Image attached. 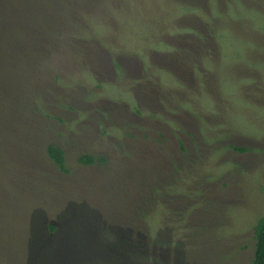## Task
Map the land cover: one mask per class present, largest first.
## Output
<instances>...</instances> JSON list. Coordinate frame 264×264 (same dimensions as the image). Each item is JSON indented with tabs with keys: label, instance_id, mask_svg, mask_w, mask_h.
I'll return each mask as SVG.
<instances>
[{
	"label": "rangeland",
	"instance_id": "374dc122",
	"mask_svg": "<svg viewBox=\"0 0 264 264\" xmlns=\"http://www.w3.org/2000/svg\"><path fill=\"white\" fill-rule=\"evenodd\" d=\"M81 2L75 27L28 58L22 87L0 85L13 127L0 139V264H252L264 0ZM30 4L24 22L42 42ZM210 16L232 23L217 33Z\"/></svg>",
	"mask_w": 264,
	"mask_h": 264
},
{
	"label": "trees",
	"instance_id": "16d2710c",
	"mask_svg": "<svg viewBox=\"0 0 264 264\" xmlns=\"http://www.w3.org/2000/svg\"><path fill=\"white\" fill-rule=\"evenodd\" d=\"M29 1L30 0H0V85L6 86L9 82H15L19 87H22L23 76L30 73V63L28 58L31 57L33 51L35 54H40L45 44L50 46L51 42L61 39L60 35H63L64 33L62 30H58L68 26L69 24H71L72 27H75L74 25H76L77 22H74L73 17L75 16L72 13H74L77 7L82 4L81 0H70L69 3H65V1L61 2V0H55L60 3L58 5H54V3L52 4V0H32L33 4H30ZM24 3H27L28 5L30 4V7H34L42 11L41 16L34 15L35 19L32 21L38 27L37 30L44 33L46 41L44 40L41 42V38L37 34L33 33L32 29L28 28V23L24 22L27 17L25 10L27 7L25 8ZM62 4L64 5L63 7ZM15 6L22 7L21 13L17 14L16 17H14ZM58 8H62L63 12L61 13L63 14L61 16L65 17V22L57 20L58 16L61 14L59 13ZM37 13L40 12L38 11ZM29 33L34 34L33 38L37 40L36 42H31L32 36H28ZM13 66L17 67L10 77L9 74L12 72L11 67ZM23 71H25L24 75L22 74ZM4 93L5 92L0 90L1 98H5L7 96V94ZM16 96L18 99H24L22 91L16 94ZM31 96L33 95L31 94ZM14 125L16 129H21V126L17 123V121H15ZM12 133L13 127H11V123L8 126V122L6 120L2 122L0 120V139H2L4 144L9 140ZM234 149L240 152L246 151L243 148L234 147ZM47 152L54 164L62 172L68 173L64 151L60 147L50 145L47 148ZM94 160V157L91 155L82 156L81 158V162L84 164H93ZM254 232L255 252L252 264H264V216L259 218L257 221L254 227ZM151 239L152 242L155 243L156 239L153 235ZM150 258L151 256L146 254L142 256V259L145 261L147 260L146 263L151 260Z\"/></svg>",
	"mask_w": 264,
	"mask_h": 264
},
{
	"label": "crops",
	"instance_id": "0c3cea01",
	"mask_svg": "<svg viewBox=\"0 0 264 264\" xmlns=\"http://www.w3.org/2000/svg\"><path fill=\"white\" fill-rule=\"evenodd\" d=\"M227 7H228V6H227ZM215 8L217 9L218 7L216 6ZM217 11H218V9H217ZM217 13H218L219 15H222L221 12H217ZM225 16H226V15L223 14V20H226V19H225ZM210 19H214V20H215V23H216V26H217V29H216L217 33H218V30L222 29V26H223V25H225V24L228 25V24L232 23L230 20H228V21L225 22V21H222L221 18L218 19V18H216L215 16H212V17L210 16ZM242 21H244V20H242ZM218 51H219V49L217 50V52H218ZM219 54H220V51H219ZM205 62H206L207 64L210 63V62H208V61H205ZM205 62L203 63V65L206 64ZM218 62H219V61H217V62L214 64V67H213V68L215 69V71H217V70L220 68V66H221V65L218 64Z\"/></svg>",
	"mask_w": 264,
	"mask_h": 264
}]
</instances>
